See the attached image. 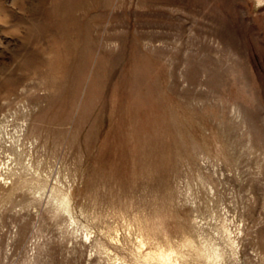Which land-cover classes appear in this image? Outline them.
Returning <instances> with one entry per match:
<instances>
[{"label":"rangeland","instance_id":"374dc122","mask_svg":"<svg viewBox=\"0 0 264 264\" xmlns=\"http://www.w3.org/2000/svg\"><path fill=\"white\" fill-rule=\"evenodd\" d=\"M92 2L79 78L53 0H0V264H264V0Z\"/></svg>","mask_w":264,"mask_h":264},{"label":"bare ground","instance_id":"6f19581e","mask_svg":"<svg viewBox=\"0 0 264 264\" xmlns=\"http://www.w3.org/2000/svg\"><path fill=\"white\" fill-rule=\"evenodd\" d=\"M92 3V0H53L52 11H54V16L57 17V27L59 30L57 35L59 38L57 47L66 48V60H69V58L73 56L77 58L82 56L80 62L78 61L79 66L77 68V75L79 78L83 76L85 69L87 68L88 62L92 57L95 43V38L92 33L94 23L92 19H90V12L93 7ZM79 11L82 12L84 17H88L89 15V20L81 21L82 19L78 18L77 15ZM53 21L54 20H52L50 14L49 22ZM129 58L132 63L131 81L129 83L131 97L137 93L139 86L143 84V81L146 82L147 79H152L154 81L151 82V89L149 86L144 92L140 89L138 98H136V96L131 98L133 100L132 103L134 108L137 109L139 107L141 114L142 111H144V114L149 115L152 118H155L156 116L159 117L161 104L157 102L158 89L156 87V80L155 77L142 68V55L138 50L137 44L133 46L132 54ZM152 62V60L147 59V65H150ZM134 114L136 115V113ZM160 114L162 115V113ZM3 118L6 121L7 115H3ZM148 128L150 129L149 131H155L157 129V126H154L153 120L148 122ZM138 138L140 139V144L151 147L152 149H154V145L157 143L156 137L151 133L146 136L139 135ZM143 142H145V144H143ZM3 166V162L0 161V182L5 180L3 177ZM147 242L144 239H141V249L146 247ZM187 245L196 248L194 242L191 240L187 242ZM218 251L205 249L204 251L199 252L198 255L208 261V263L216 262L220 258V253ZM177 254L178 252L174 249H164L160 246L155 250L147 251L145 257L147 260H155L159 264H180L178 260L175 259Z\"/></svg>","mask_w":264,"mask_h":264}]
</instances>
